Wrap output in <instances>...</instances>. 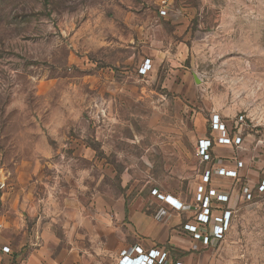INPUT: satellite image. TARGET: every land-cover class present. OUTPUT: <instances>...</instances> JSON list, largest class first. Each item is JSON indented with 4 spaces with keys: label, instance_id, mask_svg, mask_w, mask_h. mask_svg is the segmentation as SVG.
<instances>
[{
    "label": "rangeland",
    "instance_id": "obj_1",
    "mask_svg": "<svg viewBox=\"0 0 264 264\" xmlns=\"http://www.w3.org/2000/svg\"><path fill=\"white\" fill-rule=\"evenodd\" d=\"M214 107L246 116L232 156L264 179V0H0V238L34 223L30 207L94 187L155 195V215L188 234L211 182L197 143ZM237 195L222 240L168 259L264 264V192Z\"/></svg>",
    "mask_w": 264,
    "mask_h": 264
},
{
    "label": "crops",
    "instance_id": "obj_2",
    "mask_svg": "<svg viewBox=\"0 0 264 264\" xmlns=\"http://www.w3.org/2000/svg\"><path fill=\"white\" fill-rule=\"evenodd\" d=\"M214 113H218L228 126L231 125L233 118L226 119L222 109L214 107ZM210 128L207 132L203 126L200 127L199 139L213 140L210 149L211 160L203 161L206 168L211 169L212 177L211 182L204 187L207 190L214 188L217 193L229 196L227 202L213 199L212 211L214 214H220L222 209H232L231 203L236 192L237 197L241 195L243 198L245 185L255 188L264 179H261L260 171L243 172L242 167L238 169V175L235 177L218 174L220 167L235 168L237 156H232L234 153L232 148L236 145L217 142L215 139L219 132L213 130L212 126ZM257 162L259 166L264 165V158H259ZM222 177L233 182L245 181L236 191L237 187L223 188ZM85 195L82 190H74L64 198H56L52 205L36 204L30 207L28 214L35 216L34 223L29 226H25L24 222L17 223L13 236L0 238V264H19L18 258L23 252L27 255L23 264H118L122 251L136 245L142 246L145 250L159 246L170 252L171 247L190 250L220 241L212 239L210 244L204 245L189 231H186L188 235L172 230L171 225L164 222L162 216L155 215L162 205V201L155 195H150L149 202L141 204H138V198L129 202L124 197L115 199L99 187L90 190L87 197ZM189 207L192 210V206ZM45 216L48 218L45 219ZM180 222V216H176L173 225ZM4 245L9 246L11 251L4 252L2 250ZM193 259L192 256L189 260L172 262L195 264Z\"/></svg>",
    "mask_w": 264,
    "mask_h": 264
},
{
    "label": "built area",
    "instance_id": "obj_3",
    "mask_svg": "<svg viewBox=\"0 0 264 264\" xmlns=\"http://www.w3.org/2000/svg\"><path fill=\"white\" fill-rule=\"evenodd\" d=\"M167 3L169 2L166 1L163 8L160 10L163 15L167 14L165 6L168 5ZM152 67V60L147 58L139 67V73L143 75L147 74ZM244 125H248L244 114H240L236 118H233L230 126L224 122L218 113H214L211 117L212 129L219 132V135L215 140L221 144H240L242 142L241 134ZM231 126L236 130L234 134H232ZM212 142L213 140L209 138H202L199 139L197 143V154L203 161L211 160L210 149L212 147ZM242 166L243 162L238 160L235 163V168L226 169L225 167H220L218 169V174L235 177L238 175V169ZM211 173V169H206L204 174V180L206 182L209 180ZM199 190L198 200L201 202V210L195 215L194 220L184 224V228L191 232L195 239L200 240L204 245H208L212 239L219 241L224 238L230 226L232 211L230 209H222L220 214H214L212 211L213 199L215 198L218 201L227 202L229 196L224 193H217L214 188L207 190L202 185ZM254 190L264 192V180L259 182L255 188L245 185L243 187V196L251 198ZM153 193L157 194L162 199H166V201L176 210H181L184 207L183 202L171 195L165 197L159 194L157 189H154ZM2 250L4 252H10L11 248L4 245L2 246ZM26 257V253H21L18 258L19 264H23ZM118 264H183V262L168 261V253L161 248L153 247L145 250L142 246L136 245L122 251V256Z\"/></svg>",
    "mask_w": 264,
    "mask_h": 264
}]
</instances>
